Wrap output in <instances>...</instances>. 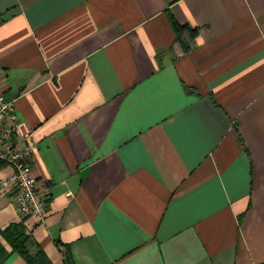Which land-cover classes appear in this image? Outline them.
<instances>
[{
	"label": "crops",
	"instance_id": "0c3cea01",
	"mask_svg": "<svg viewBox=\"0 0 264 264\" xmlns=\"http://www.w3.org/2000/svg\"><path fill=\"white\" fill-rule=\"evenodd\" d=\"M0 93L48 206L0 164V264H264V0H0Z\"/></svg>",
	"mask_w": 264,
	"mask_h": 264
},
{
	"label": "built area",
	"instance_id": "2783aa9c",
	"mask_svg": "<svg viewBox=\"0 0 264 264\" xmlns=\"http://www.w3.org/2000/svg\"><path fill=\"white\" fill-rule=\"evenodd\" d=\"M19 133L14 102L0 93V164H7L12 169L1 180V185L7 189L21 214L43 221L48 211L47 194L38 187L31 164L36 145L33 140L25 138L22 145L17 146L14 139ZM25 233L31 235L29 229Z\"/></svg>",
	"mask_w": 264,
	"mask_h": 264
},
{
	"label": "trees",
	"instance_id": "16d2710c",
	"mask_svg": "<svg viewBox=\"0 0 264 264\" xmlns=\"http://www.w3.org/2000/svg\"><path fill=\"white\" fill-rule=\"evenodd\" d=\"M187 29V26H181L177 23L175 24L176 37L184 45L182 36L183 30ZM189 36L194 35L193 30H188ZM186 48V46H185ZM5 235L10 242V244L27 260L29 264H49L47 258L44 254L40 253L39 255L32 257L28 251V241L31 239L30 235H27L24 230V226L20 223L10 226ZM65 264H73L68 255L65 258Z\"/></svg>",
	"mask_w": 264,
	"mask_h": 264
}]
</instances>
